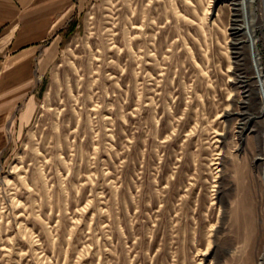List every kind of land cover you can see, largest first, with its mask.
<instances>
[{"label": "rangeland", "instance_id": "obj_1", "mask_svg": "<svg viewBox=\"0 0 264 264\" xmlns=\"http://www.w3.org/2000/svg\"><path fill=\"white\" fill-rule=\"evenodd\" d=\"M78 15L11 80L0 264H264L249 4L96 0Z\"/></svg>", "mask_w": 264, "mask_h": 264}, {"label": "crops", "instance_id": "obj_2", "mask_svg": "<svg viewBox=\"0 0 264 264\" xmlns=\"http://www.w3.org/2000/svg\"><path fill=\"white\" fill-rule=\"evenodd\" d=\"M92 1L96 0H0V154L1 129L11 115V96L16 95L11 80H29L41 44L55 37L51 47L57 48L80 8Z\"/></svg>", "mask_w": 264, "mask_h": 264}, {"label": "bare ground", "instance_id": "obj_3", "mask_svg": "<svg viewBox=\"0 0 264 264\" xmlns=\"http://www.w3.org/2000/svg\"><path fill=\"white\" fill-rule=\"evenodd\" d=\"M249 4L252 14H253V26L252 29L257 32V29H262L264 38V0H242ZM258 36L251 38V47L254 63L256 66V75L260 83V93L262 96V107L260 110L259 117L262 119L263 125V136L261 137V145L259 150V155L256 158L257 167L260 172L261 187L264 192V69L260 62V50L258 48ZM258 117V118H259ZM264 199V198H263ZM264 205V204H263ZM264 208V207H263ZM246 264H251V261Z\"/></svg>", "mask_w": 264, "mask_h": 264}, {"label": "trees", "instance_id": "obj_4", "mask_svg": "<svg viewBox=\"0 0 264 264\" xmlns=\"http://www.w3.org/2000/svg\"><path fill=\"white\" fill-rule=\"evenodd\" d=\"M74 25L71 26V28L73 27Z\"/></svg>", "mask_w": 264, "mask_h": 264}]
</instances>
